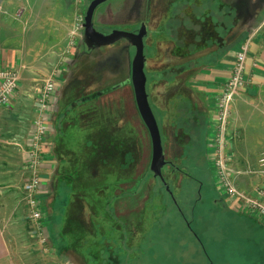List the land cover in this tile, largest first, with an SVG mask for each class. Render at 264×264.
Masks as SVG:
<instances>
[{"label": "rangeland", "instance_id": "rangeland-1", "mask_svg": "<svg viewBox=\"0 0 264 264\" xmlns=\"http://www.w3.org/2000/svg\"><path fill=\"white\" fill-rule=\"evenodd\" d=\"M90 1L82 0L81 11L80 7H77L75 16L69 20L66 43L62 44V51H59L62 57L60 56L54 66H50L51 71L48 76L38 78V84L41 87L43 80L54 79L61 73L60 68L65 67L64 61L66 59L70 61L71 65L67 66L68 70L63 71V79L59 81L61 88L57 90L58 96L65 104L68 99L76 100L79 95L103 90L104 93L98 99L88 100L83 106L81 104L72 109L71 113L75 114L85 107L89 111L88 118L93 124L95 123V126L97 123L117 127V131L121 132L120 137L127 142L124 146L132 149L133 164L131 163L126 169L123 168L121 178L116 179L115 174L107 173L106 178L98 176L99 178L92 177L87 181L85 199L89 214L83 218L78 213L74 216V220L71 219L72 221L66 225L65 214L57 213L56 223L52 225L53 233L65 237L66 241L63 244L73 250L72 260L75 264H209L196 238L181 221L180 214L159 179H156L149 170L150 137L137 112L130 79L134 47L132 48L125 39H121L108 46L87 49L81 41L83 28L76 29V18L79 13L84 17ZM248 2L249 0H203L202 21L194 18L195 6H200V0H190V2L189 0H107L96 7L92 21L94 27L101 33H109L113 29L136 32L141 23L145 24L147 31L143 40L146 58L144 71L150 83L153 69H159L156 73L159 71L167 78L170 77L169 74L176 73L175 68L169 66L171 57L184 61L201 49L204 56L208 55L212 47L216 46L215 42L219 44L221 37L226 40V33L222 32L218 15L231 17L232 13L228 12L226 7L230 5L237 11L236 13L234 11L235 20L232 18L233 23L237 24L239 18L244 17L243 13L251 5L249 3L247 6ZM219 3L224 5L220 11L217 8ZM262 10L263 8L260 11L257 9V12L262 14ZM174 17L180 20L187 18L190 27L186 28L183 24V27L177 26L173 34L167 33L165 25ZM175 24H178L176 20ZM225 26L229 27V24L226 23ZM239 28L236 26L235 39L239 35ZM197 37L199 38L196 39ZM164 61L167 64H163ZM152 63H155V66ZM164 69L165 74H163ZM169 70L172 72L170 73ZM148 83H146L147 92H149ZM177 85L164 89L165 103L167 100L176 102L178 98L180 100L176 103L180 105L186 103L184 100L189 92L186 87ZM161 90L164 93L162 88ZM127 91L130 93V103L126 102ZM176 95L178 96L175 97ZM184 104L181 107V114L177 116L173 125L172 118L169 119L170 121L165 120L160 123V117L156 113L165 160L172 161L185 172L183 177L178 173L173 177L169 174L170 169L164 166L161 173L170 177L176 199L185 216L193 219L191 222L194 229L210 258L220 264H228L227 249L232 243L244 239L245 235L249 234L247 230L250 229L255 236L264 237V225L242 209L239 202L226 200L227 197L225 198L218 190L214 163L208 156L205 157L204 153L205 146L207 147L205 130L199 124L189 121L190 112ZM174 115L175 112L172 110L170 116ZM91 120H88L89 126L92 124ZM77 126L78 124L70 126V133L64 134V140L70 141L78 157L81 150L83 153L89 150L88 146L92 142L87 137L88 133L85 134ZM95 126H91L88 130ZM174 126L178 129L173 128ZM186 133L189 137L191 134V142L187 140ZM206 135H211V131L207 130ZM94 138L95 135H92L91 139ZM231 149L233 147L229 145L227 150L231 151ZM262 154L264 148L258 152L254 166L248 169L246 165L241 168L242 170H238L234 167L233 153L231 155L229 153L227 168L238 192L243 191L235 184L237 175L259 170V160L264 156ZM88 156L83 154L81 159L84 163L88 161ZM124 159L128 162L129 158ZM89 170L90 168H87L85 171L87 175L90 173ZM109 170L107 167V171ZM186 174L192 177H187ZM71 177H74V172H71ZM78 195L76 186L74 197ZM63 197H65L64 202L68 203L67 193L60 195L59 199L62 200ZM75 206L74 203V207L69 209ZM78 211L79 208L76 207L75 213ZM80 219H84L82 228L79 226V222L82 223ZM238 257L241 255L234 254V259Z\"/></svg>", "mask_w": 264, "mask_h": 264}, {"label": "crops", "instance_id": "crops-1", "mask_svg": "<svg viewBox=\"0 0 264 264\" xmlns=\"http://www.w3.org/2000/svg\"><path fill=\"white\" fill-rule=\"evenodd\" d=\"M202 1L200 0V6L194 5L196 7L194 18L203 21ZM249 3L251 5L243 13L244 17L239 18L237 24L233 23L234 26L231 20L232 18L235 20L234 11L237 12L235 8L226 6L228 12L232 13L231 17L225 18L218 15L222 32L226 33V40L221 37L219 44L215 42L216 46L212 47V52L208 53L210 56H204L201 49L194 53L193 57L184 61L171 57L169 66L172 65L176 73L169 74L170 77L167 78L159 71L156 73L159 69H153L150 83H148L149 80L147 81L149 104L156 120V113L159 115L160 123L165 120L170 121L169 119L172 118L173 125L177 116L181 114V107L184 104L176 103L180 98L177 100L175 98L176 102L167 100L165 103L166 90L164 89L174 84L187 88L189 94L185 97L184 105L190 112L189 121L199 124L205 130L207 147L205 146L204 153L205 157H209L206 132L209 131L214 119L216 96L220 91L221 83L229 74L238 46L236 43L239 44L249 38L250 46L246 62L248 85L244 91L235 95L232 102L229 131L233 136L226 148L228 155L233 153L235 160V166H233L238 170L246 165L248 169L254 166L258 152L264 148V0H249L247 6ZM223 6L219 3L218 11ZM77 7H80L81 11V3L77 0H0V69L11 68L18 72V87L15 94L7 106L0 107V264H75L72 260L73 250L63 244L66 241L65 237L53 233L52 225L56 223L57 213L65 214L66 225L74 220V216L78 213L83 218L89 214L85 199L86 189H79L77 186L80 180L90 181L91 177L99 178L98 176L106 178L107 173L115 174L116 179L121 178L123 168L120 166L119 156L111 160L116 165L114 169L107 171V166L103 164L90 168L81 159L86 152L83 153L81 150L77 157L70 141L64 140V134H69L70 126L75 124H78L77 128L82 129L85 134L88 133L87 137L91 142V136L98 130H103V136L109 134L116 139L115 134H121L114 125L108 127L107 124L96 123L95 126V123L93 124L88 118L89 111L85 107L75 114L71 113L72 109L81 104L83 106L92 99L90 98L92 92L79 95L76 100H73V104H70L71 99H68L65 104L60 99L57 94L58 88H61L59 81L63 79V71L68 70L67 66L71 65L66 59L64 61L66 63L63 64L65 67L60 68L61 73L54 78L56 91L47 110L48 131L42 142L44 157L39 168L41 176L39 194L47 220L45 227L47 243H41L33 230L34 225L27 217V210L22 199L23 184L28 172L26 152L31 143L34 120L37 117L36 95L40 88L38 78L48 76L51 71L50 66L58 62L61 56L59 51L63 48L62 44L66 43L69 20L75 16ZM262 8L263 12L259 14L257 9L260 11ZM175 20L179 25L175 24ZM179 20L177 17L171 18L165 25L166 32L173 34L177 26L183 27V24H180L181 20L186 21L184 27H190L187 18H182L180 22ZM222 23H228L229 27L223 26ZM236 26L240 27L237 39L234 37ZM163 31L166 33L165 29ZM163 64L167 62L164 61ZM152 65L155 66V63ZM169 72L171 73L172 70ZM165 73L164 69L163 74ZM129 94L127 91V103H130L131 99ZM61 108L64 110L60 111ZM172 110L175 112L174 116H170ZM82 113L84 115H81ZM88 120L92 122L90 126ZM103 122L107 121L103 120ZM91 126L95 127L88 130ZM187 140L191 142V134L190 137L187 135ZM229 145L233 147L232 153L227 150ZM84 165L90 168L89 175L85 174ZM71 172H74L73 178ZM235 184L242 189L243 193L252 196L254 188L262 185L261 177L254 176L249 171L243 172L240 176L237 175ZM76 186L79 197H74ZM63 193L69 196L68 203L64 202L65 197L62 200L59 199ZM226 200L231 201V198ZM233 202L239 201L233 199ZM74 203L75 208L69 209L74 207ZM76 207L79 208L77 213H75ZM83 220L80 219L82 223L79 222L81 228Z\"/></svg>", "mask_w": 264, "mask_h": 264}, {"label": "built area", "instance_id": "built-area-1", "mask_svg": "<svg viewBox=\"0 0 264 264\" xmlns=\"http://www.w3.org/2000/svg\"><path fill=\"white\" fill-rule=\"evenodd\" d=\"M82 3V0H77ZM83 15L78 14L76 18V29L83 28ZM80 21V24L78 22ZM80 27V28H79ZM250 40L247 38L241 42L234 53L231 68L228 76L220 85V91L216 96L215 114L210 125L208 135L209 160L215 166V178L218 190L225 198L237 199L242 209L253 215L259 223L264 225V156L259 160L260 169L251 171L261 177L262 185L253 190V196L237 191L227 168L229 155L226 151L228 141L232 139L229 131V118L231 105L237 93L244 91L248 85L247 55L249 52ZM18 87V72L14 69H0V107L7 106ZM56 91L55 81L52 78L44 80L36 95V113L31 143L27 149L26 168L27 177L23 184V202L27 210V217L34 225V232L38 235L42 244L47 243L45 236L46 218L45 212L40 203L39 187L41 176L39 168L43 162L42 142L48 131V108L50 100ZM264 155V154H262Z\"/></svg>", "mask_w": 264, "mask_h": 264}, {"label": "water", "instance_id": "water-1", "mask_svg": "<svg viewBox=\"0 0 264 264\" xmlns=\"http://www.w3.org/2000/svg\"><path fill=\"white\" fill-rule=\"evenodd\" d=\"M106 1L107 0H91L87 5L83 18L81 41L87 49L108 46L121 39H125L134 47V55L130 64V79L138 114L150 137L151 159L149 170L154 177L162 178L161 169L166 165V160L164 157L159 126L149 104L146 91L147 77L144 71L146 58L144 55L143 42L144 36L146 35V26L142 23L137 32L120 29H113L109 33L99 32L94 27L92 21L93 13L98 5Z\"/></svg>", "mask_w": 264, "mask_h": 264}, {"label": "flooded vegetation", "instance_id": "flooded-vegetation-1", "mask_svg": "<svg viewBox=\"0 0 264 264\" xmlns=\"http://www.w3.org/2000/svg\"><path fill=\"white\" fill-rule=\"evenodd\" d=\"M192 7H194V6H192ZM231 22L233 23L232 20H231ZM185 23H186V21L181 20L180 24H185ZM222 24H223V26L225 25L224 23H222ZM132 32H135V31L133 30ZM165 166H167L170 169L169 174H171L173 177L177 176L178 174L182 175V177H183V175L185 174V172L183 170H181L178 165H174L172 163V161H166ZM186 176L192 177L190 174H186ZM155 178L159 179L161 185L163 186V189L165 190V192L167 193V195L171 199L172 204L175 206L176 211L180 214L181 221H183L184 225L190 231L192 236L196 238L198 244L200 245L201 251L204 253V255L207 259V262L209 264H220V263L214 261L213 259H211L210 256L208 255V253L206 252V250L203 248V242L200 239L197 231L194 229V225L191 222V221H193V219H188L185 216V214H184V212L180 206V203L176 199L175 193L173 191L174 186L169 180L170 177L162 175V178H159V177H155ZM247 232L249 234H246L244 239L238 240L236 242L234 241L232 243V246L227 249V251L229 252L228 264H264V237L255 236V234L251 233V232H253L252 229L247 230ZM234 254L235 255H241V257L234 259Z\"/></svg>", "mask_w": 264, "mask_h": 264}, {"label": "trees", "instance_id": "trees-1", "mask_svg": "<svg viewBox=\"0 0 264 264\" xmlns=\"http://www.w3.org/2000/svg\"><path fill=\"white\" fill-rule=\"evenodd\" d=\"M102 93L104 92L98 91L96 93H93L90 98L92 99L97 98ZM72 102L73 100H71L70 104H73ZM93 135H95L96 139L95 138L94 140L92 139V143L89 146L87 145L89 147V150H87L86 153H84L86 155H89L88 161L85 163L86 166L91 165L90 168H92L93 166H98V164H103L104 166H107L109 169H114L116 165L115 163L111 162V160H113L115 156H119V161L121 162L120 166L122 168H127V166H129L133 162V153L131 151L132 149L129 148L127 149L124 146L127 144V142L124 139H122V137H120L119 133L115 134L118 140L109 134L103 136V130H98L96 131V133L94 132ZM125 157L129 158L128 162H126V160L124 159ZM85 165H84V170L86 171L87 167ZM86 182L87 181L82 182L80 180L79 183L77 184L78 188L79 189L85 188Z\"/></svg>", "mask_w": 264, "mask_h": 264}]
</instances>
